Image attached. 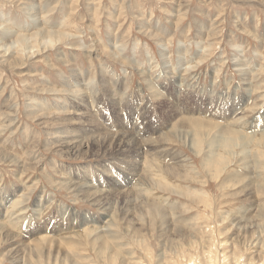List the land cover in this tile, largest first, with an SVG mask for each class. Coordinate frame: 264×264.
<instances>
[{"label":"rangeland","instance_id":"obj_1","mask_svg":"<svg viewBox=\"0 0 264 264\" xmlns=\"http://www.w3.org/2000/svg\"><path fill=\"white\" fill-rule=\"evenodd\" d=\"M1 193L0 264H264V0H0Z\"/></svg>","mask_w":264,"mask_h":264},{"label":"bare ground","instance_id":"obj_2","mask_svg":"<svg viewBox=\"0 0 264 264\" xmlns=\"http://www.w3.org/2000/svg\"><path fill=\"white\" fill-rule=\"evenodd\" d=\"M63 37V35H59V37H58V39H61V38ZM58 39L56 40V41H58ZM248 75V74H247ZM245 76V75H244ZM247 77V76H246ZM244 81V80H243ZM75 83H77V82H75ZM244 83H246V82H244ZM65 128V127H64ZM68 128V127H67ZM70 129V128H69ZM63 132H64V130H63ZM67 131H65V133H66ZM68 134V133H67ZM56 135V134H55ZM61 135V134H60ZM64 136V135H63ZM62 136V137H63ZM71 136V135H70ZM70 136L68 135L67 137H69L70 138ZM74 136V135H73ZM72 136V137H73ZM78 136V135H77ZM128 136H130L131 138H134L131 134H129V133H126V132H119V133H117L115 136H114V138H112V140L114 141V139L115 138H117L116 139V141H127V137ZM61 137V136H60ZM75 137V136H74ZM130 137H129V139H130ZM56 138V137H55ZM135 139V138H134ZM60 140V139H59ZM59 140H58V142H59ZM66 140H67V138H66ZM76 140V139H75ZM57 141V140H56ZM62 141V140H61ZM68 141V140H67ZM66 141V143H68ZM115 141V142H116ZM72 142V141H71ZM134 143V142H133ZM135 144V143H134ZM57 147H59V146H57ZM138 148V147H137ZM70 150V149H69ZM141 154V148H139L137 151H136V156H138V155H140ZM84 184H82V187L81 188H85V187H87L86 185H84ZM81 186V185H80ZM3 192V191H2ZM90 194H91V192H90ZM92 197H93V199L94 200H96V201H100V202H102L103 201V198H104V193H103V191L102 190H98V191H93L92 192ZM10 197H11V193H7V194H5V193H1L0 194V206H4L9 200H10ZM89 198H90V196H89ZM41 203H39L38 204V206H41L40 205ZM67 258H70L69 256L67 257ZM67 261H70V259H66Z\"/></svg>","mask_w":264,"mask_h":264}]
</instances>
